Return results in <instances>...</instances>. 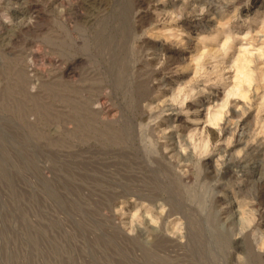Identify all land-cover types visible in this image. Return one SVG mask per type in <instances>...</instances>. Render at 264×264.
<instances>
[{
	"label": "rangeland",
	"instance_id": "374dc122",
	"mask_svg": "<svg viewBox=\"0 0 264 264\" xmlns=\"http://www.w3.org/2000/svg\"><path fill=\"white\" fill-rule=\"evenodd\" d=\"M0 264H264V0H0Z\"/></svg>",
	"mask_w": 264,
	"mask_h": 264
},
{
	"label": "bare ground",
	"instance_id": "6f19581e",
	"mask_svg": "<svg viewBox=\"0 0 264 264\" xmlns=\"http://www.w3.org/2000/svg\"><path fill=\"white\" fill-rule=\"evenodd\" d=\"M231 56H230V54L228 53V54H226L225 56H224V58L221 60V63L222 64H220V66L223 68L224 67V65H226L227 63H228V60H229V58H230ZM223 60H224V62H223ZM221 68V69H222Z\"/></svg>",
	"mask_w": 264,
	"mask_h": 264
},
{
	"label": "clouds",
	"instance_id": "9594fccd",
	"mask_svg": "<svg viewBox=\"0 0 264 264\" xmlns=\"http://www.w3.org/2000/svg\"><path fill=\"white\" fill-rule=\"evenodd\" d=\"M3 19H4V21H5L6 23H10V22H11V17L8 16V15L3 16Z\"/></svg>",
	"mask_w": 264,
	"mask_h": 264
}]
</instances>
